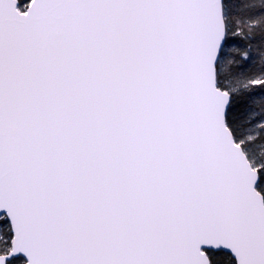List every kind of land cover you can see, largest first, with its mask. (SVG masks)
Instances as JSON below:
<instances>
[{
	"label": "snow or ice",
	"instance_id": "6c2138e0",
	"mask_svg": "<svg viewBox=\"0 0 264 264\" xmlns=\"http://www.w3.org/2000/svg\"><path fill=\"white\" fill-rule=\"evenodd\" d=\"M0 264H264V0H0Z\"/></svg>",
	"mask_w": 264,
	"mask_h": 264
}]
</instances>
